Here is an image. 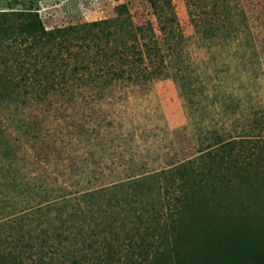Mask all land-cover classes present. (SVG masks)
<instances>
[{"label":"trees","instance_id":"trees-1","mask_svg":"<svg viewBox=\"0 0 264 264\" xmlns=\"http://www.w3.org/2000/svg\"><path fill=\"white\" fill-rule=\"evenodd\" d=\"M151 4L156 28L123 9L52 29L32 11L1 15L0 264H264L263 222L211 215L225 191L247 192L264 177V102L255 87L264 22L254 25L242 0H185L209 54L199 63L172 1ZM230 68L244 76L240 92L224 87ZM164 72L196 129L191 157L176 152L148 168L117 152L108 131L84 126V115L65 133L50 128L42 105L52 92L148 91Z\"/></svg>","mask_w":264,"mask_h":264},{"label":"rangeland","instance_id":"rangeland-1","mask_svg":"<svg viewBox=\"0 0 264 264\" xmlns=\"http://www.w3.org/2000/svg\"><path fill=\"white\" fill-rule=\"evenodd\" d=\"M171 1L182 31L191 37L188 50L192 57L199 63L202 59L207 60L209 54L205 47L196 43L199 39L194 34V25L190 21L185 0ZM151 2L152 0H0V22L2 14L19 15L23 11H32L37 13L46 29H52L114 18L123 9L134 23L151 21L156 28L159 22ZM242 3L254 25L264 22V0H242ZM13 16L15 15L10 17ZM245 35L244 40L249 42L248 32ZM232 69L227 71L231 73V77L223 81L224 87L240 92L238 87L244 76L240 78ZM260 82L255 87L264 102V73L261 74ZM208 91L211 94L212 90ZM90 92L91 89L81 88L73 99L69 92L50 93L43 105L41 103L47 119L51 120L50 128H62L65 133L68 129L66 123H72V119L74 122L72 117L84 115V126H96L103 133L108 131L107 136L112 138L111 143L116 146L117 152L125 154V157L131 154L137 162L141 161L148 168L158 167L165 156L174 155L176 152L180 157L197 154L195 126L192 119L188 121L177 84L168 72L155 77L148 91H129L125 94L123 86H117L113 96L105 98H98L94 96V92ZM74 103L77 109L72 107ZM194 109L196 118L198 106ZM75 125L73 123L71 127ZM78 127L81 128L80 125ZM85 147L84 143L78 144L80 152L85 151ZM110 161L109 157L102 161L104 177H110V173H114L108 168ZM235 182L240 185L239 179ZM249 184L252 188L247 192H242L241 189L225 191L221 195L222 200H219L221 205L211 210V215L217 220L235 218L250 223H264V177L254 179Z\"/></svg>","mask_w":264,"mask_h":264}]
</instances>
